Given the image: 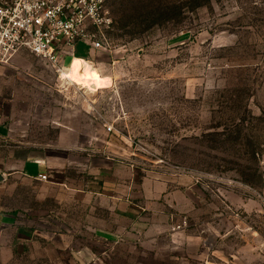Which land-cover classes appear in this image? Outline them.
Instances as JSON below:
<instances>
[{
    "label": "rangeland",
    "instance_id": "rangeland-1",
    "mask_svg": "<svg viewBox=\"0 0 264 264\" xmlns=\"http://www.w3.org/2000/svg\"><path fill=\"white\" fill-rule=\"evenodd\" d=\"M106 7L110 48L82 71L25 48L0 63V264H264V0ZM32 148L82 188L70 203L15 171ZM107 177L130 223L105 209L114 187L94 195ZM99 218L129 232L106 239Z\"/></svg>",
    "mask_w": 264,
    "mask_h": 264
},
{
    "label": "built area",
    "instance_id": "built-area-1",
    "mask_svg": "<svg viewBox=\"0 0 264 264\" xmlns=\"http://www.w3.org/2000/svg\"><path fill=\"white\" fill-rule=\"evenodd\" d=\"M107 1L0 0V63H7L25 48L62 78L68 70L65 58L72 56L71 65L77 44L90 50H109L107 31L113 20ZM36 178L47 181L48 174L39 173Z\"/></svg>",
    "mask_w": 264,
    "mask_h": 264
},
{
    "label": "crops",
    "instance_id": "crops-1",
    "mask_svg": "<svg viewBox=\"0 0 264 264\" xmlns=\"http://www.w3.org/2000/svg\"><path fill=\"white\" fill-rule=\"evenodd\" d=\"M100 50H90L85 44L79 43L76 45L74 49V60L77 58L84 59L87 63L85 66H89L88 60L86 58H89L88 54H94L95 52ZM74 60L72 65L74 64ZM71 65V66H72ZM69 67V69L71 68ZM84 66V67H85ZM76 70V69H75ZM82 71V69H81ZM100 73V72H99ZM101 74V73H100ZM102 78H109L108 75H102ZM112 146H116L112 143H110V149L113 148ZM39 149V150H38ZM60 166H62L60 168ZM16 172H19L22 174L21 178L26 179L28 181H38V182H49V184H55L61 188L63 191L62 196L71 202L72 194L74 192L83 191L82 188H74L72 182L69 180L67 176H65V164H61L60 161L55 160L54 158H49L48 154L46 153L45 149L37 148L35 150L34 148L30 149V154H26L25 157H23L22 163L15 168ZM39 173H48L50 176L54 175L56 177H59L58 174H62L61 180L54 181H41L37 179V175ZM52 174V175H51ZM105 178L102 183L96 182L97 184L94 192L96 196L103 197V192L105 193L107 191V188L114 187L116 190L114 194L106 199L107 207L106 210L109 211L111 216H114V218L120 220H125L126 223H130V216H134L138 213V207L130 202L129 197V189H124L123 186L119 185L116 181L113 180V177ZM88 184V183H86ZM125 190V191H124ZM127 190V191H126ZM83 193V192H82ZM91 198H93V196ZM97 198V197H96ZM102 208V207H101ZM6 214L4 217L0 218V226H3L6 224ZM100 224L98 226V231L102 233L105 238L110 237H117L118 234L121 235L126 231L129 232L128 226H120L119 222L116 221L114 224L115 226H109L108 222L103 219L99 218ZM125 229V230H124Z\"/></svg>",
    "mask_w": 264,
    "mask_h": 264
},
{
    "label": "bare ground",
    "instance_id": "bare-ground-1",
    "mask_svg": "<svg viewBox=\"0 0 264 264\" xmlns=\"http://www.w3.org/2000/svg\"><path fill=\"white\" fill-rule=\"evenodd\" d=\"M72 63H73V61H72ZM72 63H71V65H72ZM86 63L87 62L83 59H76V60H74V64L72 65L71 69H73V70L76 69V71H73V72H78L83 67V65H85ZM91 83L98 84V85H107L110 83V81H109V78H100L97 80H91Z\"/></svg>",
    "mask_w": 264,
    "mask_h": 264
},
{
    "label": "trees",
    "instance_id": "trees-1",
    "mask_svg": "<svg viewBox=\"0 0 264 264\" xmlns=\"http://www.w3.org/2000/svg\"><path fill=\"white\" fill-rule=\"evenodd\" d=\"M243 136L245 137V139H248L250 137V135H243ZM234 139L236 140V137H234ZM246 142L247 143H251V141H249V140H246ZM260 151L261 150H259V147H254V148L252 147L251 149H249L246 152V154L249 155L248 157L255 158V159L258 160V158H259V156L261 154ZM245 181L249 183L250 182V179L249 178L248 179L246 178Z\"/></svg>",
    "mask_w": 264,
    "mask_h": 264
},
{
    "label": "water",
    "instance_id": "water-1",
    "mask_svg": "<svg viewBox=\"0 0 264 264\" xmlns=\"http://www.w3.org/2000/svg\"><path fill=\"white\" fill-rule=\"evenodd\" d=\"M4 180V176L0 173V181Z\"/></svg>",
    "mask_w": 264,
    "mask_h": 264
}]
</instances>
